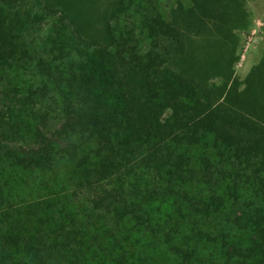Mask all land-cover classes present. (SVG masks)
I'll return each mask as SVG.
<instances>
[{"label":"trees","instance_id":"1","mask_svg":"<svg viewBox=\"0 0 264 264\" xmlns=\"http://www.w3.org/2000/svg\"><path fill=\"white\" fill-rule=\"evenodd\" d=\"M245 5L0 0V264H264Z\"/></svg>","mask_w":264,"mask_h":264},{"label":"rangeland","instance_id":"2","mask_svg":"<svg viewBox=\"0 0 264 264\" xmlns=\"http://www.w3.org/2000/svg\"><path fill=\"white\" fill-rule=\"evenodd\" d=\"M245 6L248 10V21L234 27V33L238 36L234 69L235 76L240 79H244L259 62L264 50V0H246ZM207 19L212 24V18L208 16ZM3 87V84H0V106L10 98L7 97L8 93L12 95V89L8 92Z\"/></svg>","mask_w":264,"mask_h":264}]
</instances>
